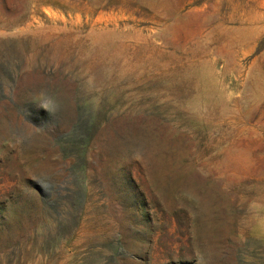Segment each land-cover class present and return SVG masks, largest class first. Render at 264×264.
<instances>
[{
    "label": "rangeland",
    "instance_id": "1",
    "mask_svg": "<svg viewBox=\"0 0 264 264\" xmlns=\"http://www.w3.org/2000/svg\"><path fill=\"white\" fill-rule=\"evenodd\" d=\"M0 264H264V0H0Z\"/></svg>",
    "mask_w": 264,
    "mask_h": 264
},
{
    "label": "clouds",
    "instance_id": "2",
    "mask_svg": "<svg viewBox=\"0 0 264 264\" xmlns=\"http://www.w3.org/2000/svg\"><path fill=\"white\" fill-rule=\"evenodd\" d=\"M36 105L45 110L50 116L56 117L63 110V101L60 96L51 89H41L34 99ZM31 127L14 125L7 130L9 143L14 147H24L30 145L34 139V129L37 127L27 122Z\"/></svg>",
    "mask_w": 264,
    "mask_h": 264
},
{
    "label": "bare ground",
    "instance_id": "3",
    "mask_svg": "<svg viewBox=\"0 0 264 264\" xmlns=\"http://www.w3.org/2000/svg\"><path fill=\"white\" fill-rule=\"evenodd\" d=\"M251 39V38H250ZM245 42H247V41H245ZM231 46V45H230ZM117 70V69H116Z\"/></svg>",
    "mask_w": 264,
    "mask_h": 264
}]
</instances>
